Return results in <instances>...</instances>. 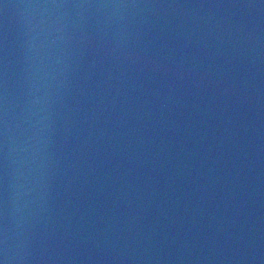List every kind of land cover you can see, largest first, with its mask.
I'll return each mask as SVG.
<instances>
[{"label": "water", "instance_id": "95a60500", "mask_svg": "<svg viewBox=\"0 0 264 264\" xmlns=\"http://www.w3.org/2000/svg\"><path fill=\"white\" fill-rule=\"evenodd\" d=\"M0 264H264V0H0Z\"/></svg>", "mask_w": 264, "mask_h": 264}]
</instances>
